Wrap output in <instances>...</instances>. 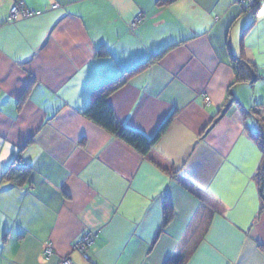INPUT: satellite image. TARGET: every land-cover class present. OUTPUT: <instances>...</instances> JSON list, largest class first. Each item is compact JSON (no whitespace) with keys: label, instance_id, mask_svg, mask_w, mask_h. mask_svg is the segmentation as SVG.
I'll list each match as a JSON object with an SVG mask.
<instances>
[{"label":"crops","instance_id":"crops-1","mask_svg":"<svg viewBox=\"0 0 264 264\" xmlns=\"http://www.w3.org/2000/svg\"><path fill=\"white\" fill-rule=\"evenodd\" d=\"M20 1L33 14L0 0V264H264V0ZM148 61L108 101L147 138L171 117L155 144L169 171L84 115Z\"/></svg>","mask_w":264,"mask_h":264},{"label":"trees","instance_id":"trees-1","mask_svg":"<svg viewBox=\"0 0 264 264\" xmlns=\"http://www.w3.org/2000/svg\"><path fill=\"white\" fill-rule=\"evenodd\" d=\"M258 4L257 0H254L253 7H256ZM148 62H144L137 67L127 71L114 81L103 85L102 87L96 89L90 99L89 104L84 110V115L93 121L98 126L102 127L106 131L115 135L122 141L126 142L136 150H138L141 154L146 156L152 162L160 166L163 170L169 171L171 169L170 161L164 157L155 147L157 140L161 137L167 125L170 122L171 117L167 118L165 121L160 124L157 131L155 132L152 138L145 137L142 133L132 130L126 126H124L115 116L113 109L108 101V97L112 92L122 86L129 77L136 71L145 67ZM232 67L237 70L240 67L244 66H252L248 61L244 60L241 57H232L231 58ZM227 107V104L225 108ZM223 109V111L225 110ZM222 111V113H223ZM220 113L217 118L222 115ZM217 118H214L211 121V124L215 122ZM259 144L261 145L264 152V127L260 125L259 133H258ZM28 169L22 166H14L11 164L3 173L4 178L9 180L16 181L18 180V184H21L23 180L26 178ZM175 178L188 190H190L193 194H195L198 198L205 200L212 204L213 206L219 205V202L215 197H213L208 191L196 185L187 177H184L180 173H175ZM258 186L260 191V196L264 203V159L260 165V169L258 172ZM171 210L170 205H166V213H169ZM169 216L166 215L165 221L169 220ZM165 264H184V258L177 257L169 259Z\"/></svg>","mask_w":264,"mask_h":264},{"label":"built area","instance_id":"built-area-1","mask_svg":"<svg viewBox=\"0 0 264 264\" xmlns=\"http://www.w3.org/2000/svg\"><path fill=\"white\" fill-rule=\"evenodd\" d=\"M31 14H33L32 11L21 7V1L20 0H15V3H14V5H12V7L10 9V13H9L10 17H12V18H15L18 15L19 16H29ZM138 18H139V16L136 17L135 20L137 21ZM206 100L208 101L209 98L206 97ZM94 237H95V233H92V232L84 233L78 239V242L75 243L74 248H76L77 250L82 252L85 256L87 247L91 244L92 239ZM52 252H53L52 245L50 242H47L42 249V255L45 257H48L49 255H51ZM59 264H71V260L69 259V257H63L60 260Z\"/></svg>","mask_w":264,"mask_h":264},{"label":"rangeland","instance_id":"rangeland-1","mask_svg":"<svg viewBox=\"0 0 264 264\" xmlns=\"http://www.w3.org/2000/svg\"><path fill=\"white\" fill-rule=\"evenodd\" d=\"M89 232H90V231H89ZM80 237H81V236H80ZM80 237H79V238H80ZM79 238H78V239H79ZM93 240H94V238L92 239V241H93ZM77 242H78V240L76 241V243H77ZM91 243H92V242H91ZM74 249H76V248H74ZM76 250H77V249H76ZM85 256H86V255H85ZM69 259H70V258H69Z\"/></svg>","mask_w":264,"mask_h":264}]
</instances>
